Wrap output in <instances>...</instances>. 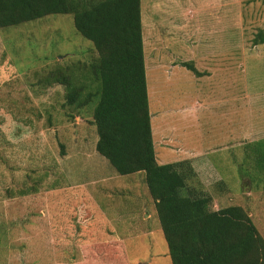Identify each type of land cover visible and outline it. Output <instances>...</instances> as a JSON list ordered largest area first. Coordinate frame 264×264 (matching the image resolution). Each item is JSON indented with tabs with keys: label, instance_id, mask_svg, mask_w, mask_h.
Instances as JSON below:
<instances>
[{
	"label": "rangeland",
	"instance_id": "obj_1",
	"mask_svg": "<svg viewBox=\"0 0 264 264\" xmlns=\"http://www.w3.org/2000/svg\"><path fill=\"white\" fill-rule=\"evenodd\" d=\"M141 15L156 141L178 131L182 148L204 152L198 178L211 207H249L264 238V183L241 172L254 171L242 131L264 134V43L253 44L264 0H141ZM95 56L71 14L0 29V264H83L82 248L96 243L122 247L127 264H171L143 174L115 172L95 150L90 111L65 106L66 88L53 81Z\"/></svg>",
	"mask_w": 264,
	"mask_h": 264
},
{
	"label": "trees",
	"instance_id": "obj_2",
	"mask_svg": "<svg viewBox=\"0 0 264 264\" xmlns=\"http://www.w3.org/2000/svg\"><path fill=\"white\" fill-rule=\"evenodd\" d=\"M56 14H71L76 32L91 41L96 52L79 75L51 73L53 81L66 88L64 105L75 113L90 111L95 150L117 174H143L171 264H264V238L249 207L213 209L212 196L202 188L189 159L165 164L156 160L141 0H0V29ZM262 43L264 30H259L253 44ZM181 65L202 75L193 62ZM244 151L254 171L241 172L264 183V138L246 144ZM216 185L226 183L220 179ZM110 244L84 245L83 264H127L123 248Z\"/></svg>",
	"mask_w": 264,
	"mask_h": 264
},
{
	"label": "crops",
	"instance_id": "obj_3",
	"mask_svg": "<svg viewBox=\"0 0 264 264\" xmlns=\"http://www.w3.org/2000/svg\"><path fill=\"white\" fill-rule=\"evenodd\" d=\"M205 74H210V72L209 71H207ZM204 74V75H205ZM198 77H200V76H198ZM229 97H227V102L229 101ZM235 99V98H234ZM148 100H149V97H148ZM233 102H234V100H233ZM215 106V108H216V106H217V104L216 105H214ZM232 106H233V104H232ZM216 109H218V107L216 108ZM149 111H150V109H149ZM231 113H234V107H232V109H231ZM176 115V114H175ZM152 114H151V112H150V122H151V118H152ZM171 116V113H169L168 114V117H170ZM164 118V117H163ZM188 118H190V116L188 117ZM165 119V118H164ZM171 123H173V122H171ZM236 125H237V123H236ZM175 125L173 124H170V122L168 123V124H166V131H165V133L166 134H171V129H173V127H174ZM151 130L153 131L152 132V139H153V145H155V148H154V150L157 148V150H155V156H164V151H176V152H186L187 151V154H185V155H187V156H189V158H187V159H189L190 161H191V163H192V165H193V167H194V169L196 170V172L198 173V175H199V170H198V168H199V166H202L201 168H207V164H208V162H210V161H206L205 160V158H204V152H201V151H189L188 149H185V148H187L186 146H184L181 142H180V140H179V132L177 131H175L174 132V134H175V138H170V136L168 137L169 139H167L166 140V137H164V138H162V139H164L163 141H165V142H167V144H162V143H160V142H158V141H156V136H155V129H154V119H153V125H152V123H151ZM256 131L255 130V128L253 127V128H251V126L249 125L248 126V128L246 129V130H243L242 132H243V136H242V139H243V141H244V143H246V144H248V143H250V142H253V141H256V140H260V139H262V138H264V134H257V135H252V131ZM260 132H264V129L263 130H258L257 131V133H260ZM230 137H231V139H232V143L234 144L235 143V141H237V139H239L241 136H239V135H236V137L234 136V130H232V133L230 134ZM234 137L236 138L235 140H234ZM252 137V138H251ZM245 138V139H244ZM241 143V142H240ZM231 144V143H230ZM182 147H185V148H182ZM168 149V150H167ZM157 158V157H156ZM183 160V159H182ZM177 161H179V160H177ZM159 164H161V163H159ZM163 164H165V163H163ZM201 164V165H200ZM214 167V166H213ZM215 168V167H214ZM216 169V168H215ZM216 171L218 172V170L216 169ZM134 174H142L141 172H138V173H134ZM132 175V174H131ZM200 177V176H199ZM144 177L142 176V179H143ZM219 180H220V178H219ZM89 189V188H88ZM53 191H55V190H53V189H50V190H46V191H44V192H48V193H51V192H53ZM51 205V201H49V202H47V204H46V206H50ZM115 231V230H114Z\"/></svg>",
	"mask_w": 264,
	"mask_h": 264
}]
</instances>
